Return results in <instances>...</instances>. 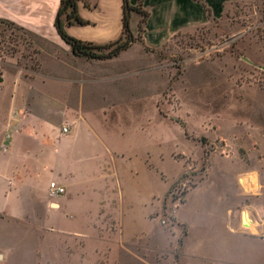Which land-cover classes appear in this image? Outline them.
Instances as JSON below:
<instances>
[{"label":"crops","instance_id":"obj_1","mask_svg":"<svg viewBox=\"0 0 264 264\" xmlns=\"http://www.w3.org/2000/svg\"><path fill=\"white\" fill-rule=\"evenodd\" d=\"M200 1L143 0L142 7L149 13L143 44L157 50L175 36L209 24L205 8L214 20L231 5L251 0ZM59 2L0 0V21L14 22L29 31L40 59L38 69L27 70L10 62L0 65V144H7L6 151L0 150V264H50L47 251H63L65 256L75 248L83 251L85 245L68 248V240L86 241L88 232L80 224L89 225L95 239L111 242L96 248L93 264L100 258L115 264L144 262L141 254L132 256L130 244L146 247L150 215L161 207L165 190L152 189L149 180L151 146L163 140L169 129L151 124L155 97L150 90L125 89L124 75L115 63L120 61L73 53L54 25ZM96 2L95 7L78 2V14L88 22L66 25L65 30L96 44L117 39L122 32L123 0ZM130 2L137 4L138 0ZM132 17L129 25L135 32L140 17ZM133 46L134 51H141L140 44ZM89 59L100 62L94 68ZM63 125L69 132L61 133ZM254 137L261 162L250 168L230 162L236 167L230 171L232 194L226 213L237 231L242 230L243 213L252 225H264V200L262 206L245 203L246 193L257 186L264 188V134ZM180 172L181 167L175 177ZM50 181L63 186L65 192L52 195ZM108 225L114 230L102 232L98 227ZM254 232L249 233L254 236ZM191 257L202 264L198 255ZM178 264L187 263L180 258Z\"/></svg>","mask_w":264,"mask_h":264},{"label":"rangeland","instance_id":"obj_2","mask_svg":"<svg viewBox=\"0 0 264 264\" xmlns=\"http://www.w3.org/2000/svg\"><path fill=\"white\" fill-rule=\"evenodd\" d=\"M33 40L34 36L18 24L0 22V65L10 62L27 70L38 69L40 59ZM133 43L140 44L132 41L110 58L120 61L115 63L124 75L125 89L129 86L154 94L151 124L169 131L163 140L153 142L150 160L151 188L165 190V194L159 210L150 215L146 247L130 244L132 256L141 254L144 262H131L178 264L181 258L187 264H197V258L191 256L198 255L202 264H262L264 225H252L243 213L242 232L237 231L226 208L232 194L230 171L236 167L230 162L249 168L261 162L254 135L264 134V71L260 69L264 67V0L235 3L221 18L177 35L154 51L142 44L140 52L134 51ZM128 50L129 54L123 53ZM88 61L94 68L100 62ZM261 147L264 153L263 141ZM179 167L181 172L175 177ZM182 177L191 186L174 206L169 191ZM241 183L248 188L246 181ZM262 200L261 186L245 195L247 206H262ZM163 217L165 223L160 222ZM237 220L240 224V214ZM78 226L88 232L86 241L68 240V248L85 245L84 250L75 248L68 256L63 251H47L50 264H93L96 248L111 243L95 239L89 225ZM98 227L102 232L114 230L109 225ZM112 250L116 253L117 247ZM97 264L115 263L100 258Z\"/></svg>","mask_w":264,"mask_h":264},{"label":"trees","instance_id":"obj_3","mask_svg":"<svg viewBox=\"0 0 264 264\" xmlns=\"http://www.w3.org/2000/svg\"><path fill=\"white\" fill-rule=\"evenodd\" d=\"M84 2L87 7H95L96 0L90 2L89 0H60L59 7L56 12L54 25L59 35L71 46V49L75 55L95 57V59H105L115 57L120 51L125 49L132 41H139L146 49L153 50L145 46L143 39L144 25L147 22L148 11L142 7L143 0H138L137 4H132L130 0H123L122 4V32L117 39L110 40L101 44H96L93 41H85L77 39L75 36L70 35L65 26L73 23L82 25L88 21L81 18L77 11V3ZM200 2V0H193ZM206 15L209 21H213L210 18L209 10L205 8ZM133 14L139 15L140 19L136 25V31H132L130 28L131 16ZM2 22V21H0ZM154 51V50H153Z\"/></svg>","mask_w":264,"mask_h":264},{"label":"built area","instance_id":"obj_4","mask_svg":"<svg viewBox=\"0 0 264 264\" xmlns=\"http://www.w3.org/2000/svg\"><path fill=\"white\" fill-rule=\"evenodd\" d=\"M67 132H69L68 126L63 125L61 127V133H67ZM0 150L6 151L7 144H0ZM190 186H191V182L188 179L182 177V179H180L179 182L170 189L169 194L173 200L174 206L180 204L183 198V194L186 192V190L190 188ZM48 188L50 193L54 196H59L65 192V188L63 186L53 181L49 182ZM160 222L165 223L166 222L165 217L161 218Z\"/></svg>","mask_w":264,"mask_h":264},{"label":"water","instance_id":"obj_5","mask_svg":"<svg viewBox=\"0 0 264 264\" xmlns=\"http://www.w3.org/2000/svg\"><path fill=\"white\" fill-rule=\"evenodd\" d=\"M250 64H251V63H250ZM251 65H252V64H251ZM260 69L264 71V67H260Z\"/></svg>","mask_w":264,"mask_h":264}]
</instances>
